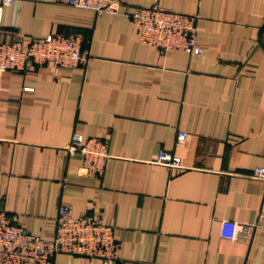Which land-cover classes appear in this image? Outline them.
Segmentation results:
<instances>
[{
    "label": "crops",
    "instance_id": "obj_1",
    "mask_svg": "<svg viewBox=\"0 0 264 264\" xmlns=\"http://www.w3.org/2000/svg\"><path fill=\"white\" fill-rule=\"evenodd\" d=\"M152 6L197 14L202 54L139 42L127 14ZM49 34L79 36L92 59L0 72V211L47 241L60 205L100 211L113 264H264V181L251 178L264 167V0H121L100 16L64 0L3 9L0 42ZM74 135L108 140L102 176L80 175ZM160 150L181 168L155 163ZM222 220L241 226L234 240L220 237Z\"/></svg>",
    "mask_w": 264,
    "mask_h": 264
},
{
    "label": "built area",
    "instance_id": "obj_2",
    "mask_svg": "<svg viewBox=\"0 0 264 264\" xmlns=\"http://www.w3.org/2000/svg\"><path fill=\"white\" fill-rule=\"evenodd\" d=\"M17 0H0V21L3 9L13 6ZM72 7L88 9L100 16L104 13H118L121 0H64ZM127 17L135 26L139 42L154 46L161 54L170 50H181L192 56H200L196 23L197 14H183L159 6L137 8ZM92 59L90 51L82 47V39L76 35L49 34L30 38L25 44L20 39L0 42V72L30 74L32 66L54 65L73 69L86 67ZM188 133L178 131L177 146L183 145ZM109 142L106 139L91 138L83 141L74 135L67 151L81 158L79 173L83 176H102L109 159ZM155 163L165 165L170 170L181 168L180 158L160 150ZM251 178L264 181V167H255ZM264 224V211L257 223ZM241 226L233 221L220 222L219 235L222 239L234 240ZM114 227L104 222L97 211L93 217L84 213L75 215L67 205H60L56 217L53 240L25 232L15 225L4 211H0V264H48L57 254L98 259L103 264L117 261L118 243Z\"/></svg>",
    "mask_w": 264,
    "mask_h": 264
}]
</instances>
